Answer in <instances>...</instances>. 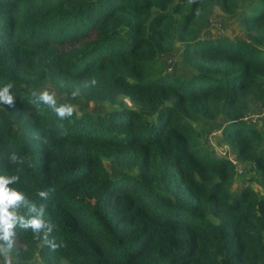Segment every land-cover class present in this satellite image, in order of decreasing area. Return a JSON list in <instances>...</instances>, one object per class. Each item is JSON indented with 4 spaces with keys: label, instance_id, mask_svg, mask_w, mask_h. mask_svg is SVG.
<instances>
[{
    "label": "trees",
    "instance_id": "1",
    "mask_svg": "<svg viewBox=\"0 0 264 264\" xmlns=\"http://www.w3.org/2000/svg\"><path fill=\"white\" fill-rule=\"evenodd\" d=\"M216 12L241 33L203 36ZM8 84L0 176L57 245L17 225L12 264H264V0H0Z\"/></svg>",
    "mask_w": 264,
    "mask_h": 264
},
{
    "label": "clouds",
    "instance_id": "2",
    "mask_svg": "<svg viewBox=\"0 0 264 264\" xmlns=\"http://www.w3.org/2000/svg\"><path fill=\"white\" fill-rule=\"evenodd\" d=\"M95 83V80L91 81L92 85H95ZM11 88L12 84H8L0 90V102L10 107L14 106V96L10 92ZM31 95L37 98V102L49 106L60 120L70 118L75 111L73 104H60L57 106L55 91L48 89L42 91L33 90ZM77 95H79L78 89L71 93L72 98H75ZM18 160L22 163L20 158L13 154L10 158V163L15 164ZM18 181V175L0 176V241H8L7 248L3 244H0V252L4 254V264H12L8 250L12 247V238L16 235L14 229L17 225L23 229H31L34 238L39 239L43 235L46 243H49L53 249L57 247L55 243L48 241V234L52 231L53 225L44 219L43 205H41L39 210L36 209L35 205H31L29 211L36 214L27 220L20 214V207L26 202V198L22 192L9 187V185ZM38 196L47 199L48 193L40 191Z\"/></svg>",
    "mask_w": 264,
    "mask_h": 264
},
{
    "label": "rangeland",
    "instance_id": "3",
    "mask_svg": "<svg viewBox=\"0 0 264 264\" xmlns=\"http://www.w3.org/2000/svg\"><path fill=\"white\" fill-rule=\"evenodd\" d=\"M219 15L218 12H216L214 15L211 16V18L209 19V23L206 24L205 29L202 33V35H217V34H229V35H235V34H240V30L239 27L236 25H233L232 22L230 20H224L221 21V19L219 17H217ZM179 56V48H177L176 50H173L171 52H169L168 54H166L164 56V62L165 65L167 66V68L169 70H173V68L176 65V58H178ZM51 91V90H50ZM86 106V105H85ZM87 108L89 109H95L96 111H102V106L101 105H96V104H89L87 106ZM264 115V110H262V108H257L254 111V115L249 116L251 122L253 121H257L259 126H263V130H264V121L261 119V117ZM263 121V122H262ZM209 129H213L214 135L209 133L208 136L210 137V145L214 147L215 151L222 153L223 152V147H219L218 144H216L215 139L216 136H218V126L214 125V126H210ZM208 129V130H209ZM207 130V131H208ZM207 131L204 130V133H206ZM212 132V131H211Z\"/></svg>",
    "mask_w": 264,
    "mask_h": 264
},
{
    "label": "built area",
    "instance_id": "4",
    "mask_svg": "<svg viewBox=\"0 0 264 264\" xmlns=\"http://www.w3.org/2000/svg\"><path fill=\"white\" fill-rule=\"evenodd\" d=\"M234 162V160H232Z\"/></svg>",
    "mask_w": 264,
    "mask_h": 264
}]
</instances>
